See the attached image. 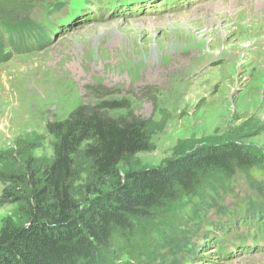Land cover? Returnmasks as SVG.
Returning <instances> with one entry per match:
<instances>
[{"label":"rangeland","instance_id":"obj_1","mask_svg":"<svg viewBox=\"0 0 264 264\" xmlns=\"http://www.w3.org/2000/svg\"><path fill=\"white\" fill-rule=\"evenodd\" d=\"M57 4L63 10L49 14ZM28 17L53 34L42 47L27 45L31 52L10 42L2 51L10 57L0 64V229L27 222L21 159L30 153L35 167L47 164L54 142L48 125L82 106L120 101L126 108L108 117L159 125L152 150L138 156L144 169L233 143L264 156V0H45ZM231 182L221 201L227 210L257 196L241 174ZM85 188L76 183L77 203H86ZM213 208L200 228L198 221L187 228L191 252L179 253V264H264V240L241 241L253 230L232 228L225 218L212 226Z\"/></svg>","mask_w":264,"mask_h":264},{"label":"trees","instance_id":"obj_2","mask_svg":"<svg viewBox=\"0 0 264 264\" xmlns=\"http://www.w3.org/2000/svg\"><path fill=\"white\" fill-rule=\"evenodd\" d=\"M44 1L0 0V64L10 57L2 54L5 42L17 52L48 43L44 26L28 17ZM62 9L57 4L49 14ZM32 33L37 38L28 44ZM125 108L124 102L103 101L48 125L52 158L42 167L34 166L30 153L21 159L22 180L30 187L27 222L0 229V264H179L177 255L191 252L187 228L195 221L200 228L208 207H215L218 226L233 216L264 237V156L233 143L194 148L162 166L141 168L138 156L152 150L159 125L105 114ZM238 174L257 194L233 208L251 209L244 214L221 204ZM79 181L86 203L73 197Z\"/></svg>","mask_w":264,"mask_h":264}]
</instances>
